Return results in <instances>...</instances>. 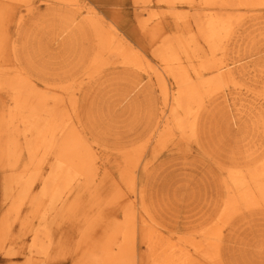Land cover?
Returning <instances> with one entry per match:
<instances>
[{
    "label": "bare ground",
    "instance_id": "1",
    "mask_svg": "<svg viewBox=\"0 0 264 264\" xmlns=\"http://www.w3.org/2000/svg\"><path fill=\"white\" fill-rule=\"evenodd\" d=\"M38 1L0 0V165L12 171L1 178L9 219L0 226V238L8 237V225L22 206L38 214L61 201L65 190L94 187L108 133L118 139L120 181L145 203L155 186L151 179L139 184L140 167L153 163L171 140L190 143L204 121L218 120L226 130L236 125L250 133L228 148L221 195L211 212L185 224L186 235H175L161 223L169 214L167 204L137 209L131 197L114 195L113 219L96 223L88 217L79 225L74 264H226L223 254L232 250L233 238L225 228H237L246 218L264 219V56L257 57L264 48L232 57L243 44L264 40V0H161L199 2L200 11L192 19L174 11L178 28L170 34L152 28L161 25L165 12L150 11L141 22L146 46L125 37L82 0H44V10ZM139 3L144 12L151 7V0ZM252 27L256 34L247 33ZM232 46L237 50L230 52ZM113 75L121 82L112 95ZM241 77L249 85L239 82ZM110 106L131 110L126 118L145 122L144 135L130 126L121 131L113 119L106 123ZM39 178L43 186L27 205L30 185ZM66 207L64 212L73 213ZM91 208L92 201L86 214ZM50 226L45 223L34 234L31 248L39 254L49 247L43 238L51 242ZM138 243L146 251H139L136 261L128 253L133 255ZM240 264L264 260L251 257Z\"/></svg>",
    "mask_w": 264,
    "mask_h": 264
},
{
    "label": "rangeland",
    "instance_id": "2",
    "mask_svg": "<svg viewBox=\"0 0 264 264\" xmlns=\"http://www.w3.org/2000/svg\"><path fill=\"white\" fill-rule=\"evenodd\" d=\"M82 1L88 6L94 7L96 13H98V16L102 20H105L108 24L111 23L125 37L132 42H141L144 46L148 44L149 40L143 37L146 31L142 28L141 22L142 17L146 19L150 11L159 10L165 12L161 25H153L152 28L154 30L158 28L157 31L159 29H166L170 34L175 33L178 28L176 20L172 17L174 11L185 13L188 15V18L192 19L200 11L199 6L201 5L199 2H193L191 5H195V7L191 8V5L188 6L189 4L185 2L177 3L176 5H167L161 0H151V7L144 12L139 3L140 0ZM37 6H39L40 10H44L46 8L45 1L39 0ZM151 24H154V20ZM261 27H264V24ZM253 28L255 27L248 29L247 33L256 34L258 31L252 32ZM23 32L25 31L20 33ZM150 34L152 33L150 32ZM21 38L22 36L19 34V43ZM259 45L264 48L263 39L261 41L260 39H256L255 42L243 44L240 52H233L237 50V47L232 46L230 52H233L232 57L234 58L239 55L240 57L246 56L252 53V51L255 52ZM39 46H33L34 50L40 52L41 50L38 49ZM259 56H264V50L257 55V57ZM29 58L30 61H34L35 59L32 54ZM254 58L256 57H252V59ZM113 77V85H110V90L114 89L111 91L112 95L117 94L115 89L119 85L116 83L118 81L121 82L120 79L118 80V77L115 78V75ZM35 79L39 81L38 78ZM238 80L241 83L245 82L249 85L248 79L241 77ZM118 96H115L113 101ZM106 98L109 99L108 97ZM5 101L8 104V100L5 99ZM1 102L2 100H0ZM1 106L2 103L0 104ZM110 108L113 109L110 111L111 119L106 123L109 124L113 119L112 121H117L115 124L117 127H120V130L130 126L129 131L133 130L144 135V130L146 129L145 122L142 124L138 118H133L132 120L131 117L130 119L126 118V114L128 117L131 110L122 111L121 107L114 108L112 106ZM101 110L102 106L99 111ZM120 118L124 120L121 122ZM235 128L236 125L234 128L231 127V129L226 130L227 127H223V122L214 120L212 123H209L206 120L203 122L202 128L200 127L201 131L198 132V137L190 143L180 142V144L177 139L168 142L161 149L160 155L153 163L147 167L142 166L138 170V179H142L139 184L148 185V180L151 179V182L155 186V190L153 189V192L151 191V195L148 194L147 202L145 201V203L139 195L135 196L120 181L117 147H114V143L117 146L118 139L117 137L114 138V134L110 135L108 133L105 137H109L107 140L103 139V148L101 147L100 152L99 164L101 166V173L99 181L94 187H85L81 192L75 190L73 193H68L69 190H65L59 198L61 201L56 202L54 206L51 205L50 208L49 205L46 206L45 210L43 207L40 208L38 214L37 212L29 214L26 205L22 206L18 216L19 219L17 218L16 222L9 224L10 226L8 225L10 229L8 237L6 236V239L0 238V264H74L77 260L75 248L80 240V236L78 235L79 225L88 217L90 222L95 219L96 223H103L102 221L106 218H112L110 208L113 205L111 202L114 195H119L122 198L131 197L136 203L135 207L137 209L147 207L148 210L152 211L154 205L163 206L167 204L165 210L169 214L165 218L162 217L161 223L163 222L166 225L165 229L174 228L175 235H186V231L182 227L185 224L186 226H190L194 218L202 217L203 215L206 217V213L211 212L213 209V200L218 199L221 195L220 171L223 164L227 161L228 148L231 147V144L234 145L235 141L243 139L250 133L242 128L240 130ZM102 134L105 135L104 133ZM147 153L151 154V150H148ZM11 172L0 165V226L3 224L6 225V220L9 219V217L4 218L9 203L4 199V184L1 178L7 173L11 174ZM36 181V183H31L30 185L29 189L31 194H28L29 199L27 205L31 203L32 193L37 195L43 186L40 178ZM117 184L119 186H116ZM140 189L141 186L138 185V190ZM156 190H158V193H156ZM64 200H68V205L63 204ZM90 201H92L93 208H91V215H88L86 214V208ZM128 204L126 203V205ZM65 206H67L66 208L73 207V213L64 212L65 209L63 208ZM74 209H78L77 211H80L81 215L76 214ZM123 218L124 216L119 215L118 212V219ZM45 223H48L49 226L51 225V234L49 233V235L52 239L48 243L47 238H43L44 243L49 247L45 254H39L34 248H31V244L35 232L38 228H42ZM231 227L225 228L224 231L226 233L229 231L233 238V242L228 240L230 242L228 245L232 250L230 252L224 251L226 249L223 250L225 261L228 260L226 264H240L243 263V260L245 263L251 257L256 261L258 259L264 260V219L254 220V218H246L237 228L233 229ZM139 251H146V246L143 243H138L134 254L132 255L129 252L128 255L138 261L140 259ZM235 256L241 258L234 262L233 258Z\"/></svg>",
    "mask_w": 264,
    "mask_h": 264
}]
</instances>
